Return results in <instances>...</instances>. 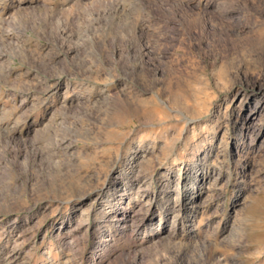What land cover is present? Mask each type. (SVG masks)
<instances>
[{"label": "rangeland", "instance_id": "374dc122", "mask_svg": "<svg viewBox=\"0 0 264 264\" xmlns=\"http://www.w3.org/2000/svg\"><path fill=\"white\" fill-rule=\"evenodd\" d=\"M0 264H264V0H0Z\"/></svg>", "mask_w": 264, "mask_h": 264}]
</instances>
